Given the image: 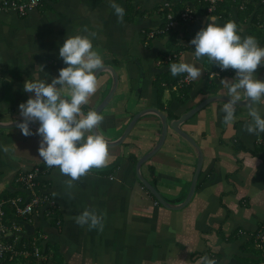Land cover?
Listing matches in <instances>:
<instances>
[{
    "label": "crops",
    "instance_id": "crops-1",
    "mask_svg": "<svg viewBox=\"0 0 264 264\" xmlns=\"http://www.w3.org/2000/svg\"><path fill=\"white\" fill-rule=\"evenodd\" d=\"M168 1L175 4L177 0H119L125 8L123 20L118 19L110 0H44L25 16L14 12L1 14L0 123L14 125L24 119L18 105L33 93L23 91V81L39 78L51 83L59 75V69L66 66L58 55L60 44L65 37L76 34L89 35L104 58L102 67L112 69L110 74H98L97 91L91 94L87 104L81 105L84 114L96 109L110 92L112 71L117 76L115 92L100 113L104 119L96 129L108 140L115 139L117 131L123 130L133 115L144 109H158L167 120L168 113L178 119L209 97H229L222 79L232 81L235 70L228 68L219 77L210 78L209 73L217 71L219 66L206 56L195 60L194 46L188 41L212 16L217 17L215 22L219 24L235 20L242 35H246L251 20L245 19L240 24L237 10L243 11L247 5L257 10L264 0H237L238 8L234 6L226 20L213 13L197 14L190 22L176 20V26L166 31L161 6ZM186 4L194 10L189 1ZM128 6L132 8L133 19L127 14ZM258 31L256 37L264 46V18L258 24ZM170 43L186 48L176 56L175 53L164 55ZM174 61L196 63L202 69V76L188 79L182 87L190 86L185 100H180L177 92L172 96L173 91L167 89L160 102L154 82L161 73L170 72ZM256 73L264 79V68ZM224 102L222 99L209 103L181 124V129L203 153L202 168L186 205L197 165V153L187 141L169 129L161 150L142 168V176L154 180L164 200L180 206L177 210L154 205L122 157L131 150L141 156L158 142L161 122L152 114L144 115L132 129L126 139L130 148H109L108 163L101 168L109 170L118 164L113 173L106 170L98 174L89 169L72 186L67 185L70 177L61 173L58 166L40 176L42 181L50 183L48 192L62 207L59 230L62 233L59 235L47 220L39 219L37 224L43 226L42 232H47L51 240L59 243L66 264H90L83 253L79 254L80 243L69 241L67 248L71 232L97 238L99 257L94 264H198L203 255L215 258L217 264H264L256 244L248 245L251 237L264 236V154L259 152L264 146L257 143L264 133L247 131L251 119L249 102L238 106L236 118L225 123ZM40 139L38 135H23L18 127H0V144L9 148L8 152L0 151V195L20 192L16 175L44 162L38 153ZM83 204L104 213L102 231L75 222L74 217L85 209ZM113 223L116 227H112ZM35 224L28 225L29 231H34ZM63 244L66 245L61 247ZM70 249L73 254L69 253L66 259L64 252ZM259 257L262 260L256 262Z\"/></svg>",
    "mask_w": 264,
    "mask_h": 264
},
{
    "label": "clouds",
    "instance_id": "clouds-1",
    "mask_svg": "<svg viewBox=\"0 0 264 264\" xmlns=\"http://www.w3.org/2000/svg\"><path fill=\"white\" fill-rule=\"evenodd\" d=\"M110 3L118 19L123 20V5L119 0H110ZM216 20L215 16L207 18L206 25L190 40L189 44L194 46L193 57L200 60L206 56L208 61L221 69L235 70L232 81L222 79L229 96L223 104L222 111L226 113L223 120L231 123L236 118L237 101L248 99L251 119L246 125L247 131L264 133V107H261L264 104V79L258 78L256 73L258 65L264 63V46L260 45L256 36L242 35V29L235 20L229 19L223 24L216 23ZM58 55L66 66L59 69V75L53 77L51 83L39 78L23 81V91L33 95L18 105L20 116L24 119L16 126L25 136L41 137L39 157L49 167L58 166L61 173L70 177L66 183L72 186L90 168H101L108 163V141L101 132L93 131L99 129L104 117L95 109L84 114L81 108L97 91V71L105 61L86 34L65 37ZM40 67L43 68V65ZM170 72L174 76L187 73L186 79L189 80L202 76L201 67L187 61L172 62ZM36 121L39 126L32 129L30 123ZM0 151L8 152L9 148L0 144ZM40 183L49 189V182L40 179ZM21 194L20 190L18 195ZM13 197L1 199L0 203L5 207ZM74 219L77 224L86 225L89 229L102 231L104 228V213L94 207L85 208ZM200 262L217 264L216 259L208 255L201 256L198 264Z\"/></svg>",
    "mask_w": 264,
    "mask_h": 264
},
{
    "label": "built area",
    "instance_id": "built-area-1",
    "mask_svg": "<svg viewBox=\"0 0 264 264\" xmlns=\"http://www.w3.org/2000/svg\"><path fill=\"white\" fill-rule=\"evenodd\" d=\"M204 1L208 5V13H213L217 3L223 0ZM42 4V0H2L0 1V15L7 12H14L18 16H25L30 12L36 10ZM166 7L169 8V3L164 4V8ZM193 15L194 10L192 9V7L186 6L181 12L180 18L183 22H189L194 20ZM166 19V31L176 26V22L172 14H168L166 16ZM224 71L225 69H221L219 67L217 71H211L208 76L210 78L219 77L220 73ZM187 83L188 79L183 78L179 81L178 86L182 88ZM257 143L258 146H264V136L259 137ZM41 175L42 174L38 167L33 168L29 172H21L17 174L16 182L19 184V188L23 192V195H17L9 199L7 201V205L13 208L14 216L21 219V225L13 223L10 227L2 225L0 226V257H4L8 254L11 258H14L16 256H23L26 258V252L28 251V249H30L31 257L41 258L45 260V257L41 255V250L37 245L39 239L35 238L36 235L32 237L33 243L28 248L26 247V238H18V234H20L23 229V222L29 225L27 221L33 220L37 214L39 216L42 213H47L48 209L50 208L48 204L52 202V199L45 185H41L40 183ZM4 217V206L3 203H0V221ZM37 236L40 237V235ZM255 244L257 248L262 252V257L264 259V236L258 234L255 238Z\"/></svg>",
    "mask_w": 264,
    "mask_h": 264
},
{
    "label": "trees",
    "instance_id": "trees-1",
    "mask_svg": "<svg viewBox=\"0 0 264 264\" xmlns=\"http://www.w3.org/2000/svg\"><path fill=\"white\" fill-rule=\"evenodd\" d=\"M42 1L44 2V0H42ZM187 1H189L190 4L194 6V15H193L194 19H195L197 14H208L207 13L208 5L204 0H177L175 4H173V3L169 4V8L168 7L164 8V6H163L164 9L161 11L162 15H163V17H162L163 21H165V22L167 21L166 16L168 14H172L174 16L175 21L180 20L181 19L180 18L181 12L184 10L185 6L187 5L186 4ZM237 4H238L237 0H223L221 2H218L217 5L215 6V10L213 11V14L218 16L221 19L226 20L229 18V13L232 10V8L234 6L237 7ZM260 12H262V14H260ZM263 13H264V5L263 4L259 8H257V10H253V5H247L246 9L243 11L237 10V18H238L240 24L245 19L251 20L249 27H247L246 35H254V36L258 37V35L260 34V32L258 31V24L264 18ZM188 37H189L188 40H190L191 37L189 35H188ZM188 42H190V41H188ZM170 45H172V46H170ZM167 48H168V50H166L164 52V55L175 53V56H176L177 54H179V52L181 50H184L186 47L177 45V43L175 45L173 43H170L167 46ZM174 62H176V61H174ZM158 77L159 78L156 79V82H154V85L156 86V88L158 90L159 100L162 98L164 91L167 89H170L171 91H173L172 96H175L174 92H177L180 100L183 101L186 99L187 94H188L189 89H190V86L178 89L179 81L184 78V73L174 76V75H172L171 72L166 71L164 73H161ZM162 84H165V85L163 86ZM173 89H175L176 91ZM167 116H168L169 120H171L172 118H175V119L177 118V116H175L174 114H171V113H168ZM236 150H240V149L236 148ZM259 152H262L264 154V148H262ZM38 168L41 172H43L45 174H48L52 169V167H49L46 163H42V164L38 165ZM41 184H43V183H41ZM44 184L47 185V183H44ZM152 184L153 185L155 184L154 180H152ZM145 191L153 199V201H155V199L151 196V194L146 189H145ZM18 194H19L18 191L13 193V194L6 192V193H3L0 195V200L6 199L9 197H13V196H16ZM4 212H5L6 220L11 218V216H14V212H13L12 207L9 208V206L6 205L4 207ZM53 215H54V218L51 220L50 225H51V227H54L56 229H60V227H61V214L58 210H56ZM248 245L250 247H255V238L251 237ZM44 246H45L44 251L41 255L43 257H45V260H43V259L40 261L33 260L31 264H66L64 262V258L62 256V254L60 253L58 244L51 245L50 243L46 242V244ZM6 256H9V255L7 254ZM30 259H35V258L31 257ZM260 260H262V259L259 257L256 262H258ZM25 262H26L25 257L16 256V257L12 258L11 261H8L7 259L4 261H0V264H19V263H25Z\"/></svg>",
    "mask_w": 264,
    "mask_h": 264
},
{
    "label": "water",
    "instance_id": "water-1",
    "mask_svg": "<svg viewBox=\"0 0 264 264\" xmlns=\"http://www.w3.org/2000/svg\"><path fill=\"white\" fill-rule=\"evenodd\" d=\"M260 68H264V63H261L260 65H258L257 69ZM106 68L101 67L98 71H97V76L101 71H104ZM109 71H111V68H108ZM256 69V70H257ZM112 77H113V85L112 88L108 94V96L102 101V103L95 109L97 112L101 113L102 110L106 107V105L108 104V102L111 100V97L113 95V93L115 92L116 89V85H117V76L116 73H114L112 71ZM224 99V101H227L229 99V97H223V96H214V97H209L207 99H205L203 102H201L200 104L196 105L194 108L190 109L189 111L181 114L179 116L178 119H173L171 121L167 120L166 115H164L160 110L158 109H153V108H149V109H144L140 112H138L137 114H135L132 119L130 120V122L128 123L127 127L125 128L122 136L116 140V141H112V142H108V147H116L119 146L125 139L126 137L129 135V133H131L132 129L135 127V125L137 124L138 120H140L144 115L147 114H152L155 115L156 117H158V119L161 122V134H160V138L159 141L157 143V145L151 149L147 154H145L143 157L139 158L137 163H136V176L139 179V181L142 183V185L144 186V188L153 196V198L162 206L171 210H177L180 208L179 205H171L169 204L166 200H164V198L160 195V193L158 192V190L152 186L147 180H145L140 172V168L141 166L149 161L162 147V145L164 144V141L166 139L168 130H172L174 131L177 135H179L182 139H184L185 141H187L196 151L197 153V165H196V169L194 171L193 174V179L191 182V186H190V190H189V195L186 198L185 201V205L188 203V199L191 197V195L194 192L201 168H202V162H203V153L201 148L197 145V143L186 133L181 129V124L184 123L185 121H187L188 119H190L194 114H196L197 112H199L200 110H202L204 107H206V105H208L209 103L216 101V100H222ZM248 99H243V100H238L237 101V105L238 106H246L248 104ZM17 123H15L14 125L12 124H1L0 123V127L1 128H16ZM39 126V124L36 123H30V127H33L34 129H36ZM93 131H95V129H93Z\"/></svg>",
    "mask_w": 264,
    "mask_h": 264
},
{
    "label": "rangeland",
    "instance_id": "rangeland-1",
    "mask_svg": "<svg viewBox=\"0 0 264 264\" xmlns=\"http://www.w3.org/2000/svg\"><path fill=\"white\" fill-rule=\"evenodd\" d=\"M170 4H172L170 1H168ZM128 12L127 14L129 16H131V19L134 18V14H132V8H130V6H128ZM149 12H144L143 15H147ZM98 103V102H97ZM172 120V119H171ZM169 120V121H171ZM118 135H120L121 133H123V130H119L117 131ZM178 137V136H177ZM179 138V137H178ZM127 144H123L122 146H119V147H116L120 150H122V148L125 147V149H128L130 148L129 146H126ZM192 147V146H191ZM114 148V149H116ZM118 153H120V151H117ZM137 158V157H136ZM45 163V162H43ZM171 163V161H170ZM175 164V163H174ZM145 168V165L143 166V169ZM91 171L95 172V173H105L106 172V168H96L93 167V168H90ZM128 170H134L132 168H129ZM135 171V170H134ZM142 171V169H140V172ZM154 173V172H153ZM136 174V172H135ZM15 183L17 184V187H19V184L15 181ZM156 184V183H155ZM49 189H50V186H49ZM48 189V190H49ZM86 192V195L91 197L88 193V190H85ZM51 194V193H50ZM51 196V195H50ZM169 197V196H168ZM51 199H52V202H50L48 205L50 206V208L48 209V212L47 213H42L38 216V214L35 216V218L31 221H27L29 223V226L30 225H33L34 226V223L36 222L35 224V227H34V231L31 232L29 231V227H28V224L27 223H23V226H22V231L20 232V234H18V238H22V239H25L26 238V247L28 248L29 246L32 245L33 243V236H35V238H38L39 241L37 243L38 247L40 248L41 250V253H43L44 251V245L46 244V242L50 243L51 245H54V244H57L55 240H51V236L47 233V232H42L43 230L41 229V227L43 226H40L38 225L37 223H39L40 221H38L39 219H43V220H47L48 223L51 222V220L54 218V213L56 210H58L59 212H61V205H59L57 203V200L55 197L51 196ZM54 202V204H53ZM88 204V203H87ZM84 208L87 207V205L83 204ZM89 207V205H88ZM10 208V207H9ZM40 213V212H39ZM38 221V222H37ZM13 223L17 224V225H21V219L16 217V216H11V218H9L8 220H6V218L4 217L1 221H0V226H6V227H10ZM77 225V224H76ZM61 226H62V220H61ZM16 227V226H15ZM79 227V225H78ZM112 227H116V224L113 223V226ZM18 228V227H17ZM79 229V228H78ZM59 233V235H61L62 231H59L60 229H56ZM80 230V229H79ZM0 231H1V228H0ZM37 235H40L37 236ZM71 237H68V242H67V248H69L70 246V243L69 241H76V243H80L79 245V248L78 250L79 251V254L83 253L85 256H83L85 259L87 258L88 259V262L90 264H94L98 257H99V243L97 241V238H94V236L92 235H88V234H84V233H80L79 232H71ZM70 238V239H69ZM69 243V244H68ZM59 244V243H58ZM64 245L66 244H63L61 247H63ZM90 246V247H89ZM63 249V248H62ZM61 251V250H60ZM64 252V251H63ZM70 254H73L71 253V249L68 250L66 253L64 252V254L66 255V259H68L70 257ZM26 256L27 258H25L26 262L25 263H19V264H31L33 260H37V261H40L42 260L41 258H35V259H30L31 258V252H30V249H28V251L26 252ZM8 260V261H11L12 258L10 256H4V257H0V261H4V260ZM65 262V261H64ZM71 264H74V263H71Z\"/></svg>",
    "mask_w": 264,
    "mask_h": 264
},
{
    "label": "flooded vegetation",
    "instance_id": "flooded-vegetation-1",
    "mask_svg": "<svg viewBox=\"0 0 264 264\" xmlns=\"http://www.w3.org/2000/svg\"><path fill=\"white\" fill-rule=\"evenodd\" d=\"M107 69H105L104 71H101L100 73L101 74H104V73H109L110 71L109 70H107ZM101 74H99V76H101ZM110 74V73H109ZM112 80H113V77H112ZM112 84H113V81H112ZM108 92L105 94V98L108 96ZM160 102H161V100H159ZM102 102V99H101V101L98 103L99 105H100V103ZM99 105H97V106H99ZM137 114V113H136ZM135 115V114H134ZM133 115V116H134ZM132 119V118H131ZM169 121V120H168ZM129 122H130V120H129ZM128 125V124H127ZM127 125L125 126V128L127 127ZM125 128L123 129V132H124V130H125ZM95 131H97L96 129H95ZM132 132V131H131ZM122 134L123 133H121L120 135H118L115 139H113V140H108L107 138H106V140L108 141V142H112V141H116V140H118L121 136H122ZM129 135H130V133H129ZM128 135V136H129ZM127 136V137H128ZM127 137H126V139H127ZM126 139L119 145V146H122L123 144H126ZM159 141V140H158ZM158 143V142H157ZM157 143L151 148V149H153L156 145H157ZM119 146H116V147H119ZM163 146V145H162ZM116 147H108V148H116ZM162 148V147H161ZM161 148H160V150H161ZM151 149H149V151L151 150ZM159 150V151H160ZM149 151H147V152H144L141 156H136L133 152H132V150L131 151H129V153H124V155L122 156L125 160H127V162L129 163V165L132 167V169H134L133 170V172H134V176H135V179L138 181V184L141 186V188L142 189H144V186L142 185V183L139 181V179L137 178V176H136V174H135V172H136V163H137V161H138V159L139 158H141V157H143L145 154H147ZM158 151V152H159ZM157 152V153H158ZM156 153V154H157ZM155 154V155H156ZM154 155V156H155ZM153 156V157H154ZM137 157V158H136ZM152 157V158H153ZM151 158V159H152ZM150 159V160H151ZM149 160V161H150ZM149 161H147V162H145L142 166H141V168L140 169H142L143 168V166L144 165H146ZM117 167H118V164L116 165L115 164V167H112L111 169H107V172H109V171H111L112 170V172L111 173H113L116 169H117ZM141 175H142V173H141ZM143 177V176H142ZM144 178V177H143ZM145 179V178H144ZM145 180H147V179H145ZM152 186H154L155 188H156V185L154 184H152V181H149V180H147ZM152 196V195H151ZM153 197V196H152ZM153 203H154V205H159V206H161L156 200L155 201H153Z\"/></svg>",
    "mask_w": 264,
    "mask_h": 264
}]
</instances>
